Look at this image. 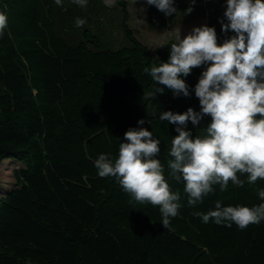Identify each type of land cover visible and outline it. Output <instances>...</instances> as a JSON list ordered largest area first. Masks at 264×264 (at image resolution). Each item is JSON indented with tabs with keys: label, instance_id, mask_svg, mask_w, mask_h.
Segmentation results:
<instances>
[{
	"label": "trees",
	"instance_id": "1",
	"mask_svg": "<svg viewBox=\"0 0 264 264\" xmlns=\"http://www.w3.org/2000/svg\"><path fill=\"white\" fill-rule=\"evenodd\" d=\"M210 5L174 0L177 13L165 16L147 4L148 28L165 30L180 17L206 15L223 43L229 34L221 21H228ZM0 12L8 18L0 36V162L18 163L9 186L0 189V264H264V220L240 230L194 215L214 210L217 200L222 206L264 203L257 195L264 180L250 185L241 176L243 187L229 182L221 191L216 185L202 203L189 206L183 183L167 176L178 133L159 115L200 111L194 89L207 65L181 77L188 97L155 85L144 68L167 62L178 39L154 52L130 25L126 0L116 7L104 0H87L85 7L73 0L59 6L55 0H0ZM120 17L123 40L116 44L104 24ZM77 18L85 24L78 27ZM156 86L165 90L153 98ZM210 120L189 121L186 130L199 135ZM140 127L160 139L157 158L181 192L170 229L162 226L158 206L130 202L115 178L99 177L94 166L102 153L117 157L124 133Z\"/></svg>",
	"mask_w": 264,
	"mask_h": 264
},
{
	"label": "clouds",
	"instance_id": "2",
	"mask_svg": "<svg viewBox=\"0 0 264 264\" xmlns=\"http://www.w3.org/2000/svg\"><path fill=\"white\" fill-rule=\"evenodd\" d=\"M85 7L87 0H73ZM195 3V0H192ZM61 5V0H55ZM111 4V0H106ZM165 16L177 13L174 0H146ZM193 9H186V14ZM222 31L234 33L223 43H218L214 27H194L178 42L170 46L167 62L145 67L155 85L170 89L174 96L190 95L189 86L181 77H187L194 68L207 65L195 85L199 99V112L188 108L179 114L172 111L160 113L159 120L176 125L178 135L172 137L168 151L167 176L183 183V193L189 206H196L215 191L219 185L225 190L229 182L243 187L264 180V0H226ZM85 20L76 19L81 27ZM8 27V18L0 12V36ZM164 87H155L150 95L163 94ZM210 123L199 135L187 129L189 121L200 125L204 117ZM143 119L138 121L143 125ZM160 139L153 131L143 127L129 128L120 142L118 156L100 154L94 161L101 178L113 177L122 190L131 197L130 202L158 206L161 224L170 229L171 218L179 214L181 192L173 190L165 176V166L158 159ZM264 201V189L257 193ZM204 223L240 230L264 220V203L248 206H222L207 213L196 212Z\"/></svg>",
	"mask_w": 264,
	"mask_h": 264
},
{
	"label": "rangeland",
	"instance_id": "3",
	"mask_svg": "<svg viewBox=\"0 0 264 264\" xmlns=\"http://www.w3.org/2000/svg\"><path fill=\"white\" fill-rule=\"evenodd\" d=\"M129 4V9L131 11V19L129 21L132 28L135 30L138 37L146 42L150 48L155 52L156 49L162 46L170 38H183L187 35L194 27H200L203 25L207 26V16L200 17L198 19H184L180 17L173 27L167 28L165 30H150L147 25L146 18V0H126ZM106 3V0H104ZM211 5L209 9H215L218 13H223L226 11V0H207ZM117 0H111V4H107L109 7H116ZM113 11L109 14L112 15ZM117 11L114 10V15L116 16ZM122 18L118 20H105V30L109 32L110 38L116 43L120 44L123 40V35L120 29V22ZM112 24L115 27L107 26ZM118 26V28L116 27ZM120 29V30H119ZM225 33V32H223ZM229 38L234 34L231 31L228 32ZM223 34H217L218 43L222 42ZM127 42V40H125ZM117 46V45H114ZM13 158H6L0 162V189L9 186L10 181L13 180L12 169L18 165L17 161L13 162Z\"/></svg>",
	"mask_w": 264,
	"mask_h": 264
}]
</instances>
